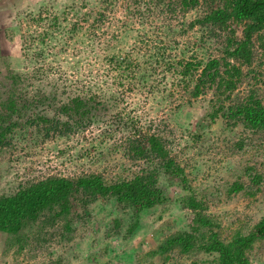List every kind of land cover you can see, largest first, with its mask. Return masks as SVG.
<instances>
[{
  "label": "rangeland",
  "instance_id": "374dc122",
  "mask_svg": "<svg viewBox=\"0 0 264 264\" xmlns=\"http://www.w3.org/2000/svg\"><path fill=\"white\" fill-rule=\"evenodd\" d=\"M166 1L145 8L147 0H0V93L5 68L26 74L38 67L42 74L26 83L31 96L37 88L57 94L54 102L79 91L102 95L97 118L67 135L45 136L22 116L0 147V195L49 174L97 173L106 181L131 177L145 165L127 154L131 133L124 126L133 119L140 134L150 124L164 138L191 189L220 222L223 238L246 233L260 219L264 177L255 185L248 173L264 176V134L220 114L210 122L207 112L219 105L215 85H205L191 97L198 71L187 85L177 75L179 60L220 58L225 32L188 28L199 13L197 6L173 11L164 8ZM230 28L241 38L240 28ZM258 36L264 42V29L251 38L250 63L235 62L244 77L230 93V104L250 90L264 103V47H259ZM36 108L53 113L50 101L30 110ZM30 110L25 113L32 114ZM156 179L165 203L136 216L113 200L96 201L85 211L71 200L74 228L69 235L61 234L57 224L46 244L31 239L18 251L0 232V264H191L193 258L176 251L151 255L166 235L187 229L190 218L175 199L185 193L180 186L160 171ZM234 181L241 189L227 193ZM249 262L264 264V242L252 246Z\"/></svg>",
  "mask_w": 264,
  "mask_h": 264
},
{
  "label": "trees",
  "instance_id": "16d2710c",
  "mask_svg": "<svg viewBox=\"0 0 264 264\" xmlns=\"http://www.w3.org/2000/svg\"><path fill=\"white\" fill-rule=\"evenodd\" d=\"M162 1L147 0L144 6L146 8L153 3L159 5ZM196 6L199 13L187 27L198 25L209 34L216 29L223 30L226 36L222 55L220 58L206 60H194L191 56L189 61H177L179 81L187 85L194 72L198 71L193 76L194 82L189 95L197 97L205 85H215L216 91L213 93L219 105L211 107L207 112L210 122L220 114L225 120L234 121L246 130L264 134V103L255 91L250 90L244 99L235 98L232 104L229 103L230 93L244 77L235 62L237 65L250 63L253 49L251 38L264 29V0H168L164 4V8L173 11L174 7L186 11ZM230 26L240 28L241 38L234 37ZM262 39V36L257 38L259 47H264ZM42 53L36 52L38 56ZM39 70L37 67L21 74L5 68L3 92L0 93V147L7 143L12 129L20 126L22 116L25 117L24 123L43 131L45 136L50 132L67 135L74 130L83 129L97 118L95 109L99 107L97 103H101V94L89 90L85 93L79 91L76 95H67L66 100L57 99V102H54L57 94H43L39 88L37 93L29 95L26 83L38 79L42 74ZM140 78H143L142 74ZM44 100L50 101L52 114L48 116L38 108L30 110L37 107V104L41 105ZM223 100L228 101L226 106L222 103ZM27 109L32 114L25 113ZM138 125L136 120L130 119L124 126L131 133L127 145L129 158L142 160L145 164L131 177L106 181L97 173L74 177L49 174L40 179L26 180L15 191L1 194L0 232L5 234L6 243L15 246L18 251H22L27 240L31 239L36 243L46 244L45 241H49V230L55 225L58 228L57 224L61 228V234L65 232L69 235L74 228L71 200H75L84 211L86 206L96 201L113 200L117 208L129 209L134 216L161 206L166 197L157 185L156 177L160 171L185 192L175 199L182 209L187 210L190 218L187 229L174 230L166 235L151 251V255H165L176 251L193 258L191 264H249L252 246L257 242H264V212L246 233L235 231L229 238H223L220 222L206 211L205 202L197 198L183 167L169 155L164 138L150 124L146 125L147 131L140 134ZM248 177L257 185L264 176L253 171L248 173ZM241 187V183L234 181L227 193L238 191ZM132 228L129 227L128 230Z\"/></svg>",
  "mask_w": 264,
  "mask_h": 264
}]
</instances>
